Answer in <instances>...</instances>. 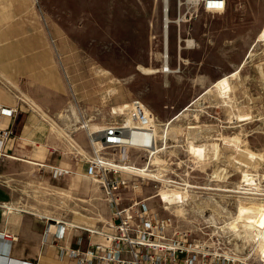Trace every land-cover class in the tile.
Wrapping results in <instances>:
<instances>
[{"label":"rangeland","instance_id":"374dc122","mask_svg":"<svg viewBox=\"0 0 264 264\" xmlns=\"http://www.w3.org/2000/svg\"><path fill=\"white\" fill-rule=\"evenodd\" d=\"M168 1L170 71L162 69L163 0H0V84L44 111L56 138L42 163L72 170L56 177L50 167L28 164L17 171L8 179L17 193L11 214L40 228L46 219L26 211L82 226L108 220L100 186L82 175L91 156L88 132L127 118L126 127L136 129L128 142L150 148V173L158 178L153 168L160 167L188 183L185 204H148L162 216L174 210L176 226L192 237L219 240L222 250L249 257L247 264H264V0H226L221 12L179 10L177 0ZM212 86L230 93L228 105L207 94ZM204 143L211 145L192 150ZM127 157L143 167L147 154L130 150ZM155 190L147 182L142 196Z\"/></svg>","mask_w":264,"mask_h":264},{"label":"built area","instance_id":"2783aa9c","mask_svg":"<svg viewBox=\"0 0 264 264\" xmlns=\"http://www.w3.org/2000/svg\"><path fill=\"white\" fill-rule=\"evenodd\" d=\"M177 5L179 10L186 6L188 9L196 7L208 12H221L226 8V0H177ZM131 108L133 110V103ZM0 113L11 115L12 110L0 109ZM127 117L132 119L135 127L140 125L135 113H129ZM126 119L107 122L96 134L88 132L91 156L86 161L85 176L100 186L110 218L101 225L92 226L46 219L43 243L54 249L55 259L63 264H247L249 257L238 258L235 251L222 250L219 240L206 241L192 237L191 230L180 229L175 221L179 214L174 210L175 214L171 212L169 216H162L148 204L153 198H158L164 209L175 207L177 203L185 204L189 200L185 190L188 183L163 175L160 167H152L159 173L158 178L127 169L139 170L140 167L129 163L127 153L130 150L146 153L144 164H147L150 157L147 149L150 148H146L142 141L128 142L136 129L127 128ZM143 131L152 134V131ZM10 134L8 129L0 131L1 146ZM158 141L152 137L153 146H159ZM104 151L111 153L106 155ZM125 163L126 167L117 165ZM182 174L188 176L189 172ZM147 182L153 183L156 190L152 195L142 196ZM127 190L132 191L134 197L125 198ZM172 191H179L184 200L180 202L178 198L168 197L173 203L167 206L161 193L171 195ZM74 232H79L76 237ZM15 238L12 233L0 232V264H43L38 260L31 262L13 258L10 250Z\"/></svg>","mask_w":264,"mask_h":264},{"label":"crops","instance_id":"0c3cea01","mask_svg":"<svg viewBox=\"0 0 264 264\" xmlns=\"http://www.w3.org/2000/svg\"><path fill=\"white\" fill-rule=\"evenodd\" d=\"M35 103L40 105L39 102ZM0 109L12 110L11 115L0 113V131L8 129L11 133L3 145H0V207L5 208L4 203L10 204L17 197L16 186L8 179L17 176V171L28 169V164L50 167L54 174L56 171L59 172L57 176L70 174L72 170L61 168L63 165L61 163H55V166L42 163L48 154L45 149L53 148V141L56 137L47 133L46 119L43 117L41 107L40 110L35 109L13 89L0 84ZM85 169L82 174L84 177H86ZM26 212L38 215L41 219H56L30 211ZM11 213L8 210L7 212L4 209L0 210L2 216L0 232L4 231L15 235L16 238L12 242L10 250L13 258L31 262L38 260L43 264H63L55 259L54 249L51 246H45L43 243V231L46 222L42 228L34 223L31 226V221L27 216ZM31 227H33L32 230ZM25 246H29L31 252L26 250L25 254L22 253ZM20 251L22 257L12 255L13 252L19 253ZM35 251H37L36 256H34Z\"/></svg>","mask_w":264,"mask_h":264},{"label":"bare ground","instance_id":"6f19581e","mask_svg":"<svg viewBox=\"0 0 264 264\" xmlns=\"http://www.w3.org/2000/svg\"><path fill=\"white\" fill-rule=\"evenodd\" d=\"M169 3V1L168 0H163V6H164V10H163V12H164V14H163V16H164V30H163V36H164V39H165V44H166V52L161 56L162 57V59H163V65H162V69H163V67H165L166 68V71H170L171 69H170V67H169V64H168V59H169V56H168V42H169V24L171 23V20L169 19V16H168V4ZM188 43H190L189 41H187ZM138 67H140L139 69H141V70H143L145 73H147V74H151V73H155V72H157L158 71V69H151V68H144V67H142V66H138ZM161 69V70H162ZM259 70V69H258ZM262 70V69H261ZM262 72H263V70H262ZM261 76V75H260ZM262 79H263V77H262ZM227 82L228 84H229V81H228V77H226L224 80H222V82ZM219 84V83H218ZM210 93H214L218 98H219V100H220V102L221 103H223V104H225V105H228L229 104V102L232 100V97L230 96V93L228 94V95H226V93L223 91V89L221 88V87H218V86H212V87H210L209 89H208V91H207V94H210ZM206 94V93H205ZM198 101V100H197ZM234 104V103H233ZM232 107V106H231ZM230 107V108H231ZM232 109V108H231ZM186 110H189V108H186ZM72 112H74V110L72 111ZM185 112V111H184ZM228 112V111H227ZM75 113V112H74ZM183 113V112H182ZM199 113V112H198ZM229 113H231V112H229ZM179 115H181V114H179ZM232 115V114H231ZM178 117V116H177ZM179 118V117H178ZM139 124H141V123H139ZM168 124H169V122H168ZM171 125V124H170ZM85 126H88V125H86V124H84V126L83 127H85ZM201 126V125H200ZM205 126V125H204ZM196 127V126H195ZM190 128H194V127H192V126H190L189 127V129ZM56 131H59L58 129H56ZM200 131H204V130H200ZM219 134V133H218ZM197 135H198V133H197ZM187 136V135H186ZM207 137V136H206ZM211 139V138H210ZM94 143V142H93ZM223 144H225V145H228V146H231V145H233V144H229L228 142H224ZM100 145V143H98V146ZM211 144L210 143H204V144H200V145H191V147H192V150H194V151H200L204 146H210ZM221 146V145H220ZM234 147L236 148V146L234 145ZM191 150V149H190ZM235 150V149H234ZM149 153H151V152H149ZM150 158H151V154H150V157H149V161H148V163L147 164H145L144 166L146 167V169H144L143 171L141 170V169H139L141 172H136V173H138V174H142V175H144V176H147V177H152V178H156V177H154L151 173H150V171H152V170H150V168H149V166H150V163H151V161H150ZM29 163H35V162H33V161H28ZM119 167H126L127 166V163H125V164H117ZM139 167V168H145V167ZM147 168H148V170H147ZM127 169H129V170H131L130 168H127ZM136 170H138V169H136ZM132 171V170H131ZM55 172V171H54ZM144 172V173H143ZM57 174H58V172L56 171V176H57ZM262 191V190H261ZM174 195V194H173ZM172 195V196H173ZM174 198H178V199H180V202H182L183 200H184V198H183V195L180 193V192H176L175 193V196H174ZM165 201H166V204H167V206L170 204V201L168 200V196H164V198H163ZM172 204V203H171ZM179 204V203H178ZM3 206L8 210V212L9 213H11L12 212V210L14 209V207L12 206V205H10V204H6V203H4L3 204ZM16 211V210H15ZM7 212V211H6ZM234 255L235 256H237L235 253H234ZM238 257V256H237ZM239 258V257H238ZM242 259H244V258H242Z\"/></svg>","mask_w":264,"mask_h":264},{"label":"snow or ice","instance_id":"6c2138e0","mask_svg":"<svg viewBox=\"0 0 264 264\" xmlns=\"http://www.w3.org/2000/svg\"><path fill=\"white\" fill-rule=\"evenodd\" d=\"M218 6H220V5H218Z\"/></svg>","mask_w":264,"mask_h":264}]
</instances>
